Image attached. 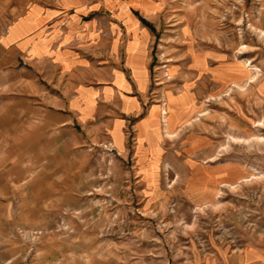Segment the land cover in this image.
Listing matches in <instances>:
<instances>
[{
	"label": "rangeland",
	"instance_id": "obj_1",
	"mask_svg": "<svg viewBox=\"0 0 264 264\" xmlns=\"http://www.w3.org/2000/svg\"><path fill=\"white\" fill-rule=\"evenodd\" d=\"M167 3L125 150L66 163L77 206L12 230L20 264H224L264 235V0Z\"/></svg>",
	"mask_w": 264,
	"mask_h": 264
},
{
	"label": "crops",
	"instance_id": "obj_2",
	"mask_svg": "<svg viewBox=\"0 0 264 264\" xmlns=\"http://www.w3.org/2000/svg\"><path fill=\"white\" fill-rule=\"evenodd\" d=\"M0 1V264H20L12 230L77 206L66 163L106 131L125 150L169 0ZM224 264H264V235Z\"/></svg>",
	"mask_w": 264,
	"mask_h": 264
},
{
	"label": "built area",
	"instance_id": "obj_3",
	"mask_svg": "<svg viewBox=\"0 0 264 264\" xmlns=\"http://www.w3.org/2000/svg\"><path fill=\"white\" fill-rule=\"evenodd\" d=\"M90 1H98V0H90Z\"/></svg>",
	"mask_w": 264,
	"mask_h": 264
}]
</instances>
